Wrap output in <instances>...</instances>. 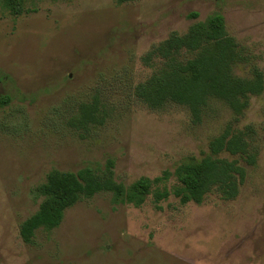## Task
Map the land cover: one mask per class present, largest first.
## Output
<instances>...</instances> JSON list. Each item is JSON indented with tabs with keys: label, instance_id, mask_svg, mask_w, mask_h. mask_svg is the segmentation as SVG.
I'll return each mask as SVG.
<instances>
[{
	"label": "rangeland",
	"instance_id": "1",
	"mask_svg": "<svg viewBox=\"0 0 264 264\" xmlns=\"http://www.w3.org/2000/svg\"><path fill=\"white\" fill-rule=\"evenodd\" d=\"M215 14L245 58L235 74H264V0H27L17 16L0 0V264H264V93L239 122L216 100L196 121L186 106L154 109L134 95L160 68L143 60L149 51ZM95 96L109 111L104 123L70 126ZM230 123L252 126L259 152L255 167L241 163L236 199L150 195L135 207L101 192L23 242L21 224L37 212L34 190L50 171L104 172L112 161L115 181L129 187L204 158Z\"/></svg>",
	"mask_w": 264,
	"mask_h": 264
},
{
	"label": "trees",
	"instance_id": "2",
	"mask_svg": "<svg viewBox=\"0 0 264 264\" xmlns=\"http://www.w3.org/2000/svg\"><path fill=\"white\" fill-rule=\"evenodd\" d=\"M1 1L17 16L24 12L27 0ZM130 1L136 0H118L120 4ZM190 18L197 19L198 14L191 13ZM143 60L150 66L159 61L160 68L134 88V95L154 109H162L168 103L186 106L196 121H201L210 101L216 100L226 104L235 116L234 121L239 122L250 98L264 93V74L260 70L255 68L252 77L247 78L235 74L236 66L245 58L226 32L221 14L193 25L185 35L172 34L153 47ZM5 104L7 101H0V105ZM79 109L69 122L77 129L102 125L109 116L98 96ZM255 135L252 126L238 129L230 123L210 142L209 153L204 158L184 162L174 172L166 171L155 179L141 178L129 187L115 181L112 161L104 172L91 167L77 173L52 170L34 190L35 197L42 199L37 212L21 224V238L26 244L33 243L38 230L58 228L67 209L101 192L111 193L115 203L135 207L142 206L150 195L156 197V202L172 194L181 204L201 205L215 191L224 200H234L247 174L241 163L257 165ZM171 178L176 184L169 189L166 185Z\"/></svg>",
	"mask_w": 264,
	"mask_h": 264
}]
</instances>
